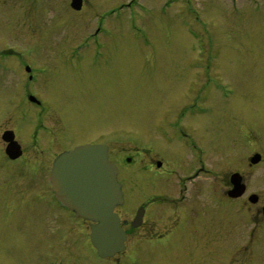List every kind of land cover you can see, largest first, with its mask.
Wrapping results in <instances>:
<instances>
[{"label":"rangeland","instance_id":"374dc122","mask_svg":"<svg viewBox=\"0 0 264 264\" xmlns=\"http://www.w3.org/2000/svg\"><path fill=\"white\" fill-rule=\"evenodd\" d=\"M71 2L0 0V264L115 259L97 257L89 224L47 211L43 176L6 156L2 136L10 129L24 159L42 149L51 159L85 140L110 144L132 207L153 195L147 180L160 181L143 171L151 159H163V175L177 172L165 181L173 191L177 175L190 174L206 153L212 180L192 185L204 192L189 190L204 201L206 227L162 230L151 214L152 237L145 228L130 230L128 252L116 258H132L139 247L142 256L131 264H264V224L249 202L264 188V164L251 165L253 131L264 129V0H84L83 12ZM26 65L37 77L29 86ZM207 90L234 107L232 124L224 113L203 114ZM31 94L46 104L42 116ZM192 139L200 145L195 155ZM235 172L247 193L225 203L220 195Z\"/></svg>","mask_w":264,"mask_h":264},{"label":"flooded vegetation","instance_id":"af4514ba","mask_svg":"<svg viewBox=\"0 0 264 264\" xmlns=\"http://www.w3.org/2000/svg\"><path fill=\"white\" fill-rule=\"evenodd\" d=\"M83 11H84V9H82L79 12H83ZM105 13L103 15H105ZM96 31H97L96 36H98V34L102 31V28L99 27V28H97ZM14 69L15 68H13V70ZM36 79H37V77L35 76V73L33 75L29 74L28 86L33 84L34 82H36ZM215 90L219 91L218 89H215ZM206 99L207 100H205L206 103H205L203 114L210 115V116L216 118V116H218L219 114L224 113L225 114L224 119L227 120V122H228V120L230 118L231 124L233 123L234 120H236V117L233 113L234 107L232 105L224 103L223 99L212 100V98L209 97V90H207ZM219 100H222V101H219ZM197 106H199V105L197 104ZM33 107H35L36 112L40 116H42V112H46V108H47L46 104L39 99L36 101V103H33ZM199 107L202 108V106H199ZM200 113H202V112H200ZM38 127L42 131L45 130L44 124H42V123H40ZM248 129H249V126H248L247 130ZM51 132H52V130H51ZM51 132H50V135H52ZM253 133L255 135L253 147H254V149L256 148V150H255L254 155L252 157V158H254L255 161L251 165L254 168V166L259 167V166H262L264 164V154L260 150V148H262V146L264 145V129H260V127L259 128L255 127V130L253 131ZM58 141H59V139H58ZM56 142H57V140H56ZM81 142H84V143L77 144V145H74L72 147L67 146L69 148H67L63 151L57 152L56 155L54 157H52L51 159H49V157L47 159L45 156H41V154L46 153L47 149L41 150L44 152H40V153L35 152V153L31 154L29 157H27L28 159H24V158H26L27 154L23 150L22 156L18 160H15L12 162L16 163L19 161L20 162L24 161V162H26L23 165L24 170H28L30 168V166H34V171L32 173L33 176L35 175L34 173H36L37 171L39 174H41L43 176L40 178H43L46 181L44 185L48 188L46 195L44 196V199H45L44 203H47V211L49 213L57 212V213H60L62 215L63 214L64 215L69 214L72 219L76 220V222L81 223L82 227L84 228L83 225L89 224V223L84 222V221L79 220V219H76L74 214L72 212L68 211L66 208H64L55 198V195H54L53 190H52L51 181H50V174H51L55 159L59 155H61L62 153L73 150V149H75L81 145H85V144H91V145L104 144V145H107L109 147L110 160L118 166V168H119L118 179H119V182L121 184H122V182L120 180L121 169H120V166L115 161H113V159H112L111 145L110 144L100 143L99 141L91 142L89 140H85V141H81ZM191 142H192V145L190 146L191 155L192 154L195 155L197 153L200 145L198 142L197 143L194 142L193 139L191 140ZM54 148L55 147L53 146L48 151V153L50 155H53L52 153L54 152V150L52 151V149H54ZM34 149H36V147ZM1 150L4 152L3 147H1ZM37 153L40 154V156H37L38 155ZM42 157H43L44 163L39 165V163L42 162V161L41 162L39 161L40 158H42ZM159 164H160V167L158 166ZM142 167H143V171L146 172V174H147L146 175L147 178L151 174V175L157 176L160 179V181H158L157 185L156 184L151 185L148 183V180H147L145 187H147L148 191L151 190L153 195L148 196L143 201L136 200L135 207H132L129 204L128 198L131 196H129V194L128 195L126 194L127 191L125 190V187L122 184V190L124 192V200L125 201H124V204L121 207H119L117 210L124 209L125 212H123V216L128 217L131 215L132 220L129 221L128 219L124 218L122 216V214L118 211H117V213L119 214V216L122 220V223L124 225L125 230H127L128 237H129V234L131 232L130 230H141L144 228H145V230H150V232H148V233L145 232L144 237H147V236L152 237L153 230L157 229L156 224H153L152 226H150L146 229L147 223H148V218L150 217L151 214H153L154 218H156L157 225L160 224V227L162 228V230H175L177 227L178 228L181 227L183 230H192L194 227V224H196V223L198 224L197 225L198 227H202V226L206 225L207 219H205L206 215H205V213H203V211L205 209L204 201L196 199V198H198L197 196H199V195L195 196L196 191H198V192L203 191L204 192V189L203 188L200 189V188H197L196 186H192L195 184L197 185V183H199V184L202 183V184L206 185V183H205L206 181L212 180V177H213V169L212 168H213V166L210 163V161L207 160L206 153H204V154L201 153V155L199 157V161L196 158L194 159V165L190 166L193 168V171L190 174L184 175V176L183 175H181V176L177 175L178 179L176 180V185L172 186L174 188L173 191H176V196L173 194V191H171L169 186L168 187L165 186V181L170 179L169 176L172 177L177 172L166 170L165 174L163 175V170L165 169V162L163 161V159H159V160L151 159L146 167H144V166H142ZM237 173L240 174L239 172H235L234 174H237ZM29 175L31 176L30 173H25L23 176H26L27 179H29ZM242 178H243V182H244L245 181L244 177L242 176ZM190 186L195 187L196 191H194V192L189 191ZM232 188H233V186H232V182H231V178H230L229 189H228V183H227L226 190L223 192V194L220 195V198L222 199L223 202L226 203L228 201L229 202L230 201H232V202L238 201L242 198V197H240V198L233 199V198L229 197L228 193ZM262 189H258L259 191L257 190L258 192L256 191L252 195H254L256 197V202L253 204V206L256 208V219L258 220L259 223L261 222L262 224H264V188H262ZM190 192H191V194H190ZM246 193H247V190H246ZM130 207H131V209H130ZM140 209H143V213H144L142 223H141L140 227L134 228L133 223H134L135 217H136V215ZM167 210L175 212L176 218L170 219V218L165 217L164 213ZM154 212H156V214H157L156 216H155ZM160 214H162V215H160ZM195 217L199 218V220L197 221ZM174 224L175 225L178 224V226L175 228H174V226L169 228V225H174ZM42 234H45V232H42ZM159 234H162V232L161 233L159 232ZM168 235L170 236V233L167 234L165 237L159 238L157 240L158 243L161 244L160 241H162V240L165 242L166 239H168ZM128 245L129 244H127V250L125 251V253L128 252V249H129ZM90 246L92 247V250L97 255V252L93 248V246L91 244H90ZM140 249L141 248H139V247L135 249V251L132 255V258H130V256H128L127 259H124V258L122 259V258H116L117 257L116 256V257H114L115 258L114 260H110V264H122L125 261H127V264H131V262L134 260L135 256H142ZM48 264H53V262H50V263L48 262Z\"/></svg>","mask_w":264,"mask_h":264},{"label":"water","instance_id":"95a60500","mask_svg":"<svg viewBox=\"0 0 264 264\" xmlns=\"http://www.w3.org/2000/svg\"><path fill=\"white\" fill-rule=\"evenodd\" d=\"M72 7L81 10L82 0H74ZM27 70L30 72L29 68ZM3 138L10 143L7 153L13 159L20 157L21 147L14 141V134L7 132ZM117 176L118 169L109 161L108 148L103 145L80 146L62 154L56 159L52 173L57 198L77 218L93 223L91 241L101 258H111L125 250L126 233L114 213L124 202ZM232 184L230 197L239 198L245 194L246 186L240 175L232 176ZM249 201L254 204L256 197L252 195ZM143 216L140 210L134 227Z\"/></svg>","mask_w":264,"mask_h":264},{"label":"bare ground","instance_id":"6f19581e","mask_svg":"<svg viewBox=\"0 0 264 264\" xmlns=\"http://www.w3.org/2000/svg\"><path fill=\"white\" fill-rule=\"evenodd\" d=\"M84 7V6H83ZM83 7H82V9H83Z\"/></svg>","mask_w":264,"mask_h":264}]
</instances>
